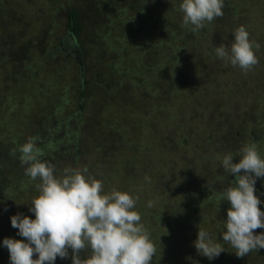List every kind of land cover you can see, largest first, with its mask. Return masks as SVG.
<instances>
[{"label":"rangeland","instance_id":"obj_1","mask_svg":"<svg viewBox=\"0 0 264 264\" xmlns=\"http://www.w3.org/2000/svg\"><path fill=\"white\" fill-rule=\"evenodd\" d=\"M0 1V68H2V71L5 70V77L4 79L2 78L3 88L1 90L5 92V96H12L15 101L22 99V102H26L24 103V109H22L24 113L19 115L21 119L15 122L11 128L5 130V134L0 135V141H3V144H5V146L8 145L10 148L15 146L20 148V146L27 142L29 137H38L37 144H41V134L44 130L49 129L51 131V122L55 123V121L61 117L62 120L60 122L65 123L67 113L56 111L54 116H50L53 119H57H48L44 125L40 126L41 121H36V116H33L37 106L36 103H46L45 108H47L48 111L50 110L51 112L49 113L51 114L56 107V101L59 99V96L61 97L68 92L66 89L67 82L64 79V73H66L65 67L68 66L69 68H73V66L68 59L63 62L64 64L59 66L60 83H57L58 85H56L52 97H46L47 93L44 90H42L43 94L37 96L35 91H33L36 89H33L30 80L28 82L19 83L18 75L27 70L23 62L26 59L29 60L30 56H32V62L28 64V71L32 68L33 71L34 69H41L40 66L37 67L40 60V57H38L39 42L36 41V44L31 48L27 46L29 40L32 39L30 37L35 33V27L33 25L36 23L39 25L37 18L35 19V17L33 18V16H30L31 12L34 11V16L37 14L42 20V26H48V28L52 30L50 34L45 35V39L39 36L40 41L44 40V44L42 45L46 43V49L55 50L56 46L54 47V45L58 42L56 39L64 35L66 24V21L61 18L59 14L57 15L56 11L58 7H60V10L63 9V7L66 9L68 1ZM77 1L76 5L77 8H79L84 28L87 32L85 41L88 48L91 46L94 47V42L91 41L90 38L94 37V35H97L99 32L103 34L102 36L99 34L96 36L98 46L104 42V38L102 37L106 35L107 31L111 32L110 35L108 34L110 38L114 35L117 38L121 36L127 38L130 34H126V30L130 33L135 32L137 35H142L141 32L143 31L146 36L144 35V40L141 41L147 42L146 46L150 47L151 54H146V56L140 55V52L137 51L138 49L134 52V47L130 55L128 53H123L124 55L121 56L120 53L115 51L104 54L102 60L105 66L112 63V66H114L117 59H125L124 65H127V68L125 69L123 66L119 65L117 69L114 70V72L122 78H128V76H132L133 74H146L140 78L141 83L135 85L131 94L123 92L122 89L116 91L117 94L120 95L116 98L123 99L124 101L119 102L117 100V104H113L111 102V97L102 96V98L105 99V104L103 103L104 106L102 109H105L104 112L106 115L108 116L111 111L110 113L112 116L115 114L114 118L120 120L121 117L134 119L136 115L141 116L150 114L143 129H146L145 131L148 137H150L152 133L155 134L158 140L160 139L162 142L159 141L160 146L163 147L170 143L172 146V141L175 139V137L172 136L174 133H180V135H182V132H184L185 136L187 134L194 135L191 137L188 147L180 144L179 152L177 153L176 149H174L171 155L165 148L162 153H159L157 151L159 145L157 146L156 143H153L152 146H150L152 148L150 152L152 161L149 163V167L151 165L152 167L149 171L148 183L140 188L134 187L137 193L143 194V198L146 200L147 204H149V202L152 204V206L149 207V205L147 206L143 202L147 208L140 211L142 208L136 205L135 210L141 214V222L144 223V225L147 227L154 225L153 233L151 231L150 234L154 235L153 240H156L154 242H156L158 247L161 246V248H164L166 245H163L165 240L169 239L178 229V237L171 238V240L177 239V241H174V243L176 242V247L182 245V247L186 246L187 248L189 246L190 249L192 244L190 232L193 231L192 228L194 227L192 225L193 215L195 214V216L198 217L200 214V212L193 214L192 210L190 212L188 211L190 208L189 202L193 204V198H189L193 197L196 192L194 189H191L190 186L194 188L193 185H196L198 191L202 190V194L199 195V198L202 197L201 199H203L204 196L207 198L210 197L212 193L206 192L205 189L202 188L203 185H208L207 178L204 174V168L197 172L188 173V171H190V168L187 169L188 162H182V156L186 158L190 157V159L194 157L199 159L201 154L204 155L203 148H206L204 140V138H206L204 137L205 134L211 135L215 142L216 139L220 140V138H226V136H228L226 141L227 143L231 142L230 147H227L225 144L226 142L223 143L221 140L218 145L216 143L212 151L217 155L219 153L225 155L228 152L235 154L245 144L252 143L251 141H247L251 132L255 133L258 129L264 128V126H261V122L264 121V30H262V25L264 24V0H252V2L251 0H224L223 16L214 19L211 23L206 22L205 27L197 31V40L195 39V44H191V42L187 40V28L191 25H183V13L181 10L178 11L177 14L171 12L172 14L170 15L160 10L159 16L154 19V17L149 14L152 8L158 7V2L154 3V6H151L148 2L144 3V8L141 9L138 5V0H133V2L131 0H115L113 3L114 6H112L113 9H103L102 4L97 0ZM180 1L182 3V0ZM123 2L126 4L123 5ZM70 3L72 4V2ZM130 4L136 5V8L132 9ZM255 5H257V7ZM232 7H237V10L233 12V10H231ZM119 9L121 10L118 11ZM169 9L172 10L173 8ZM119 12L121 13V17L117 18L118 21L115 23L118 28L112 30L111 28H107L108 30L106 29V31L101 29V25L106 22V15L113 19ZM127 12V16L124 15ZM53 15H55V21L52 20ZM20 17H22L23 20H20ZM169 17L171 18L169 19ZM220 22L223 23L224 28L228 32L227 39L219 38L218 40H214L211 34V31H213L212 26L215 24L220 25ZM241 25L246 27V30L250 33V38L261 46L260 50L256 52L259 63L247 72L241 70L238 66H232L230 62L222 60L215 55L216 46L222 43L229 46L231 45L234 41L233 33ZM5 27H10V30L8 31ZM122 27L126 30H123ZM40 28L41 27H38L37 30ZM140 30L141 32L138 33L137 31ZM149 34L152 38L149 39L148 42L147 35ZM173 37L179 40L181 38L185 39L184 43L186 44L180 42L177 44V42L172 41ZM141 38V36L136 37L137 40ZM113 42L115 44H120L117 43V40ZM120 51H123V49ZM57 52L60 57L64 58V55L60 51ZM147 68H151L152 70H148ZM126 71L127 74L129 73L131 75H127ZM107 72L109 74V71ZM77 75L78 73H76L75 78H77ZM24 76L27 77V73L26 75L24 74ZM41 78L44 81L49 79L47 74H42ZM74 80L75 79H72L71 81ZM138 85L140 86L137 87ZM171 85L173 90H171ZM129 87L133 89V85L128 82L126 83V89L123 90L128 91ZM168 87L169 90H167ZM71 88L73 89V87H70V89ZM31 97L33 100L36 99L34 103ZM7 98L8 97L3 99L0 97V105H4L2 102H5ZM62 107L61 104V108ZM102 109H99L98 115L101 114L100 110ZM93 110L94 107L90 108L88 113L91 115L94 114ZM73 112H75L74 108L72 109V113ZM212 115H216V122L213 121ZM248 120L249 122L246 123ZM222 123L225 124L223 125ZM178 125L180 129L176 128ZM132 126H135L137 129L136 124H132ZM229 127L231 128L229 129ZM122 128L125 131L128 130L130 132L129 136L132 138H135L136 135L139 134L137 131L134 133L128 129L131 128L130 124H126L125 128L123 125ZM238 130H241L239 136L237 134ZM227 131L230 132L227 133L228 135H225ZM194 138H196L198 142H193ZM234 139L237 140L233 144L232 141ZM45 142L46 141H44V143ZM258 146L259 144L257 143V147ZM88 149H90V147H88ZM88 149H85V151ZM92 150H94V147ZM129 155L131 156V153H121V156L125 159ZM69 156L71 159L64 162V172L66 169H70L74 166L76 169H83L85 167L90 169L92 165L96 163V156L91 152H84L77 156L71 152ZM217 157L220 156L218 155ZM214 158H216V156ZM237 159H239V156H237ZM116 163L122 164L120 156H117ZM153 166L156 167V170H154ZM174 170H177L178 173ZM186 174L188 176L191 174V179L189 181H181L182 175ZM228 175L231 176L230 173H228ZM158 178H171V182L169 180L165 185H160L164 189L161 188L162 190L160 193L152 196V193L155 192L154 186L159 183V181H157ZM16 185L19 186V182H16ZM123 188L124 186L120 189L122 192H124ZM29 189H31V187H29ZM16 192H20V189L14 190V193L9 196V198L17 197L15 194ZM144 192L146 193L145 195L148 194L146 198ZM24 194L22 198L23 202H19L18 204L16 202L11 203L13 204L12 206L16 203V205H18L17 207L20 209L13 207L12 210L6 214L5 220H7L6 222L10 227V231L14 234L18 233V229L13 228L11 225V217L13 215L22 213L35 219L34 214L31 215L32 213L29 211L35 193H30V195H28V193ZM178 194L180 196L178 201L181 200L180 204H177L175 201ZM152 197L155 198V202L151 201ZM164 198V202H159ZM154 203H156L158 211H154ZM261 210L264 211L262 206ZM25 211H27L28 214H25ZM186 213L188 214L187 216ZM183 214L184 216H182ZM212 223L215 224V222ZM255 233L260 234L261 229L255 230ZM5 238L8 237L4 235L0 236V258L2 259H0V264H6V255L8 254L7 252H9L8 249L3 246V240ZM90 254L91 250L88 249L81 255L82 257H87ZM70 256L67 259L57 258L55 264H72ZM168 259L170 260L171 257L168 256ZM259 259L258 262H249V264H264V257H259ZM165 262L167 263L168 261ZM197 262L199 263V260H196V263Z\"/></svg>","mask_w":264,"mask_h":264},{"label":"trees","instance_id":"obj_2","mask_svg":"<svg viewBox=\"0 0 264 264\" xmlns=\"http://www.w3.org/2000/svg\"><path fill=\"white\" fill-rule=\"evenodd\" d=\"M55 1L58 2V0ZM67 1L68 4L66 9L63 7V9L60 10V7H58L56 11L57 15L59 14V16L66 21V24L64 35L56 39L58 42H56V44L54 45V47L56 46L55 50L46 49V43L45 45H42L44 44V40L40 41L39 39V36L45 39V35L50 34L52 30H50L48 26L41 25L42 20L38 17L37 14L36 16H34V11L31 12V14L29 13L30 16H33V18H37V22L39 21V25H37V23L33 25L35 27V33L30 37L32 39L29 40L27 46L31 48L36 44V41L39 42L38 57H40V60L37 67L40 66L41 69H34L33 71L32 68L30 69V71H28V64L29 62H32V56H30L29 60L26 59L23 62V64L27 67V70L24 71V73L18 75L19 83H24L26 81L28 82L30 80L33 85V89H36L33 91H35V94L37 96L43 94L42 90H44L47 93L46 97H52V93L56 89V85L60 83V72L58 70L59 66L64 64L63 62H65L66 59L70 60L73 66V68H69L68 66L65 67L66 73H64V79L67 82L66 89L68 90V92L61 97L59 96V99L56 101V105L54 104L56 106L54 108V111L50 114L49 112L51 111H48V109L45 108L46 103H44L45 105L43 103H36L37 106L36 110H34L33 116H36V121H41L40 126L44 125L48 119H57H53L51 117L55 115L56 111L67 113L65 123L60 122L62 120L61 117L56 120L55 123L51 122V131L47 129L44 130V132L41 134L42 143L37 144V146L40 147L44 153V155L41 157V160H46L54 164L56 166L55 174L58 177H61L64 175V162H67L71 159L69 153L72 152L75 156H77L84 152H91L96 156V163L92 165L90 169H88L89 174L98 180H102L104 182V189L107 192H110L113 189L121 191L120 189H122V187L124 186V192H128L133 195V197L139 198V201H137L136 205L142 208L140 209V211L145 210L147 207L144 205V203L147 206L149 204H147L146 200L143 198V194L139 192L137 193L134 187L140 188L141 186H144L148 183L147 180L149 178L148 176L150 175L149 171L152 167V165L149 167V163L152 161V158L150 157L152 148L150 146H152L153 143H156L157 146L159 145L157 150L159 153H162L165 148L171 155V152H174V149H176L177 153L179 152L180 144L188 147L189 141L194 135L192 136L191 134H187L185 136L184 132H182V135H180V133H174L172 134V136H174L175 139L172 141V146L170 143L163 147L160 146V139L158 140V137L155 134L152 133L151 136L148 137L147 132L145 131L146 129H143L150 114L141 116L136 115L134 119H130L129 117H121L120 120H116L114 118L115 114H113L112 116V114L110 113L111 111L109 112L108 116L106 115V113L104 112L105 109H102L105 104V99L102 98V96L111 97V102L113 104H117V100L119 102L124 101L123 99L116 98L120 96L116 91H120L122 89L123 92H128V94H131L132 90H134L135 88V85L141 83L140 78L143 77V75L145 76L146 74H133L132 76H128V78H122L120 75L115 73L114 70H116L117 66L119 65L123 66L126 69L127 65H124L125 59H117L114 63V66H112L113 63L105 66L102 58L104 54L110 53L111 51L120 53L121 56L124 55L123 53H128L130 55V53L133 52V47L134 52H136V50L138 49L137 51L140 52L139 54L142 56H146V54L150 55V47L146 46L147 42L141 41L144 40V37L146 35L143 33V31L141 32V30L137 32H141L142 35H137L135 34V32L130 33L124 27H122L123 30H126V34H130L129 36H127V38L121 36L120 39L115 35L110 38L108 34L110 35L111 32L107 31V33L105 32L106 35L102 37L104 38V42L101 43L100 46H98L96 36H98V34L102 36L103 34L102 32H99L97 35H94V37L90 38L91 41L94 42V47L91 46L90 48H88L85 41L87 32L85 31L79 8H77L76 5L78 1ZM97 1H100L99 3L102 4L103 9H113L112 6H114L113 3L115 0ZM131 1L133 2V0ZM70 2H72V4ZM147 2L150 3L151 6H154V3L156 2H158L159 4L158 7H154V9L152 8V11H150L151 13L149 15L153 16L154 19L159 16L160 10L169 13V15L172 14L171 12L177 14V12L180 11V0H138V5L141 7V9H143L144 3ZM122 4L125 5L126 3L123 2ZM130 6L132 9L136 8V5L134 4H130ZM255 6L257 7V5ZM169 8L173 9L170 10ZM236 8L237 7H232L231 10H233L234 12L237 10ZM120 10L121 9H119L118 11ZM120 14L121 13L119 12V14H117L113 19L106 15V22L105 24L101 25V29L106 31L107 28H111V30L118 28L115 23L118 21L117 18L121 17ZM127 14L128 12L124 15L127 16ZM170 18L171 17H169V19ZM20 20H23L22 17H20ZM52 20L55 21V15H53ZM219 24L220 25L215 24L214 26H212L213 31H211V34L213 35L214 40H218L219 38L227 39L226 37L228 35V32L224 28L223 23L220 22ZM227 25L225 26L229 27ZM38 27L41 28L37 30ZM192 27L193 26H188L187 28V40H189L191 44H195V39L197 40V31L193 32L191 30ZM262 27V30H264V24L262 25ZM5 29H8L9 31L10 27H5ZM149 35H147L148 42L149 39L152 38V36ZM137 36H141L142 38L140 40H137ZM116 40L117 43L120 44H115L113 42ZM178 40V38H172V41L177 42V44L179 42L186 44L184 43L185 39L181 38L179 41ZM121 49H123V51H120ZM57 51H60L64 55V58L60 57ZM149 69L152 70L151 68ZM107 71H109V74ZM0 73V97L3 99L8 97L5 102L1 101L2 103H4V105H0V135H2L5 134V130L11 128L12 125L15 124V122L21 119L19 115H22L24 113L22 109H24V103L26 102H22V99H18L15 101L12 96H5V92L1 90L3 88L2 78L4 79L5 77V70L2 71V68H0ZM26 73L28 75L27 77L24 76V74L26 75ZM76 73H78L77 78H75ZM42 74H47L49 79H46L44 81L41 78ZM127 75L131 74L128 73ZM72 79L75 80L71 81ZM128 82L133 85V89L129 87L128 91H125L123 89H126V83ZM139 86L140 85H138L137 87ZM70 87H73V89H70ZM167 90H169V87L167 88ZM171 90H173L172 85ZM31 100L34 103V100L36 99L33 100L32 98ZM61 104L63 106L62 108ZM92 107H94V114L91 115L88 113V111ZM73 108L75 109V112L72 113ZM99 109H102L100 110V115H98ZM216 118V115H212V119L214 122H216ZM248 122L249 120L246 123ZM126 124L131 125V128H128L130 131L134 133L137 131L139 133L135 138L129 136L130 132L128 130L125 131L122 128L123 125L125 128ZM132 124H136L137 129L135 128V126H132ZM222 124L224 125L225 123ZM261 126H264V121L261 122ZM176 128L180 129V126L178 125ZM230 128L231 127H229V129ZM228 132L230 131H227L225 135H228ZM240 133L241 130H238V136L240 135ZM252 133L253 132H251V134L249 135L247 141L257 142L259 144L258 151L261 157H264V128L258 129V131H256L255 133ZM204 137H206L204 138L206 143V148H203L204 155L201 154L199 156V159L195 157L190 159V157L186 158L185 156H182L181 158L182 162H188L187 169L190 168V171H188V173L197 172L204 168V174L207 178L208 185H203L202 188H204L206 192L212 193L210 197L207 198L204 196L203 199H201L202 197L199 198V195L202 194V190L198 191V187L196 185H193L194 188L190 186L191 189H194L196 192L194 193L193 197L189 198H193V204H190L189 202L190 208L188 211L190 212L192 210L193 214H197L198 212H200L198 217H196L195 214L193 215L194 217L192 219V225L194 227L192 228L193 231L190 232V235L192 236V244L190 246V249L189 246L188 248L186 246L182 247V245L176 247V242L174 243V241H177V239H174L173 241L171 240V238L178 237L177 233L179 232V230L177 229L176 233H173L169 237V239L165 240V243H163V245L166 244L164 248H161V246L158 247L155 242L157 253L153 257L152 264H249V262H258L260 260L259 257H264V249H260L259 251H253L249 253L243 258H238L235 255L236 249H234L230 244L223 241L222 236L224 231H226V211L230 207V204L227 201H222L221 193L229 186H233L232 180H234L235 177L228 175V173L224 171L222 167V159L224 155H221L219 153L218 155L220 157H217L218 155L215 154V152L212 150L216 146V143L218 145L221 140L223 143L226 142L225 144L227 145V147H230L231 142L227 143L226 140L228 136H226V138H220V140L216 139V142L213 141L211 135L205 134ZM236 140L237 139H234L232 143L234 144ZM44 141L46 142L44 143ZM193 142L198 141L196 140V138H194ZM88 147H90V149H88ZM93 147L94 150H92ZM12 149L17 150L15 155L10 154ZM85 149L88 150L85 151ZM121 153H131V156L129 155L125 159L121 156ZM214 154L216 158H214ZM19 156V147L15 146L10 148L8 147V145L5 146V144H3V141H0V236L4 235L8 238H14L18 240L23 238L10 231V227L6 222L7 220H5L6 214L9 213L13 207L20 209L17 207L18 205H16V203L18 204L19 202H23L22 198L25 195L24 193H28V195H30V193H35L34 198L38 197V185L40 183L39 178H37V180H32L30 177L25 175L26 166H23L21 164ZM117 156L121 157L122 164L116 163ZM233 162L238 163L239 159H237L236 157L234 158ZM155 168L156 167H154V170H156ZM70 169L76 168L74 166ZM174 171L178 173L177 170ZM191 174H189L190 176H188L187 174L182 175L181 181H189L191 179ZM169 180L171 182V178H158L157 181H159V183L154 186L155 192L152 193V196L160 193V191L162 190L161 188H163L160 185H165L167 182H169ZM16 182H19V186L16 185ZM29 187H31V189H29ZM256 188L257 195L262 201L261 206L263 209L264 178L257 180ZM17 189H20V192L15 193L17 197L9 198V196L14 193V190ZM145 194L146 193L144 192V196L146 198L148 194ZM178 198H180L179 194L177 198H175V201L177 204H180L181 200L178 201ZM151 201L155 202V198L152 197ZM161 201L164 202L165 198L161 199L159 202ZM12 202H16V206H12ZM155 210L158 211L156 203H154V211ZM25 214H28L27 211H25ZM31 215H33V213ZM187 215L188 214L186 213V216ZM182 216H184V214ZM212 222H215V224H213ZM144 226L149 233H151V231L153 233L154 225H152L153 227H147L146 225ZM199 228L207 231L217 243H220L223 246L225 252L221 253L218 258L210 261L207 257L200 255L197 252L196 248L193 246V242L198 237ZM262 232H264V229H261V233ZM151 238L153 240V234H151ZM7 253L8 254L6 255L7 257L5 261L6 264H10V254L9 252ZM168 256L171 257L170 260L168 259ZM57 258L60 259L59 257ZM196 260H199V263H196ZM165 261L168 262L166 263Z\"/></svg>","mask_w":264,"mask_h":264},{"label":"clouds","instance_id":"obj_3","mask_svg":"<svg viewBox=\"0 0 264 264\" xmlns=\"http://www.w3.org/2000/svg\"><path fill=\"white\" fill-rule=\"evenodd\" d=\"M224 0H182L183 25H191L196 32L206 22L223 16ZM231 45L215 47V55L232 66L247 72L259 63L256 52L260 44L250 38L241 25L234 33ZM38 137H29L19 148L20 162L25 175L32 180L39 178V195L32 200L29 211L35 219L18 213L11 217V225L18 229L23 239L5 238L3 246L10 254V264H55L57 257L72 264H152L157 253L151 234L135 210L138 197L128 192H106L104 182L83 169H66L58 177L56 166L41 160L43 150L37 146ZM16 149L10 154L15 155ZM239 156V162L233 160ZM222 167L234 176L233 186L221 193L227 201L225 229L222 239L236 249L235 255L243 258L253 251L264 249V211L257 195L256 183L264 178V157L257 142L245 144L237 153L223 156ZM152 204L149 202V207ZM197 252L210 261L225 252L223 246L199 228L193 242ZM91 254L82 257L85 250Z\"/></svg>","mask_w":264,"mask_h":264}]
</instances>
